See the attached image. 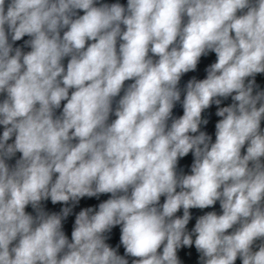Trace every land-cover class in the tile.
<instances>
[{
  "label": "clouds",
  "instance_id": "1",
  "mask_svg": "<svg viewBox=\"0 0 264 264\" xmlns=\"http://www.w3.org/2000/svg\"><path fill=\"white\" fill-rule=\"evenodd\" d=\"M238 262L264 264V0H0V264Z\"/></svg>",
  "mask_w": 264,
  "mask_h": 264
},
{
  "label": "water",
  "instance_id": "2",
  "mask_svg": "<svg viewBox=\"0 0 264 264\" xmlns=\"http://www.w3.org/2000/svg\"><path fill=\"white\" fill-rule=\"evenodd\" d=\"M107 2L112 3V2H116V0H107ZM120 2L126 4L127 0H120ZM206 63H208L207 60L204 61V64H206ZM202 67H203V64L201 65V68H202ZM189 75H191V74H189ZM200 75L203 76V72H201ZM185 79H187V77H185ZM176 112H177V114H182L180 109H176ZM208 131H209L210 133H213V134H214V125H213V124H210V125H209V127H208ZM190 161H191V156H189L188 158H185V160H184L182 163L187 164V163H190ZM186 171H187V169H186ZM95 202H96V201H94V200H92V201H87V203H95ZM49 207H52V206L49 204ZM57 207H58V206H57ZM216 210L219 211V205H218V204H217V206H216ZM193 211H194V213H196V214H200L198 210H193ZM116 231H117V239H118V230H116ZM113 243H115V241H113ZM121 251H122V250H121ZM182 255H183V254H182ZM238 264H239V262H238Z\"/></svg>",
  "mask_w": 264,
  "mask_h": 264
}]
</instances>
